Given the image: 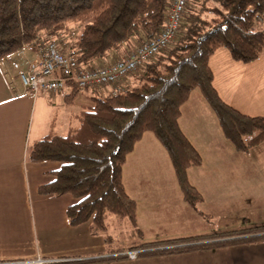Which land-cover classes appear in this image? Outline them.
<instances>
[{"label": "trees", "instance_id": "16d2710c", "mask_svg": "<svg viewBox=\"0 0 264 264\" xmlns=\"http://www.w3.org/2000/svg\"><path fill=\"white\" fill-rule=\"evenodd\" d=\"M167 9V0H0V62L36 39L43 47L49 37L65 32L70 48L77 50L78 67H91L134 40L140 45L156 36ZM258 16H264V0H188L176 38L128 75L134 79L132 85L115 96L93 94L90 105L80 110L64 133L52 121L47 134L29 144V163L61 164L54 180L37 193L77 200L66 210L68 224L90 223V233L102 236L108 248L114 240L107 231L117 226L115 220L125 221L129 231L140 235L136 203L124 189L122 171L135 144L152 133L171 161L184 201L196 209L202 198L189 185L186 172L201 165V158L179 130L180 108L198 90L237 151L247 152L264 142V117L247 116L227 105L213 86L209 67V58L219 49L242 64L261 56L264 33L258 31L263 28ZM74 30L77 34L70 35ZM67 87L71 91L64 99L72 105L85 90L70 82ZM259 242H264V225L132 245L130 251H137L138 259ZM124 260L128 257L120 250L115 256L49 264Z\"/></svg>", "mask_w": 264, "mask_h": 264}, {"label": "crops", "instance_id": "0c3cea01", "mask_svg": "<svg viewBox=\"0 0 264 264\" xmlns=\"http://www.w3.org/2000/svg\"><path fill=\"white\" fill-rule=\"evenodd\" d=\"M138 44V40H134L110 58L92 65L98 67L123 59ZM19 53L0 62V264L89 260L115 256L120 250L127 254L132 245L264 225V142L247 152H237L224 137L217 116L200 91L194 90L180 108L178 126L201 158V165L187 169L190 184L202 198L200 213L184 201L166 151L152 133H145L127 156L122 171L124 189L136 203V225L141 229L146 224H176L184 229L171 235H163L158 229L155 237H147L146 241H138L130 231L128 240L121 241L120 235L113 232L115 226H111L109 234L116 235L113 239L118 241L108 248L102 236L90 233V223L70 226L66 210L77 200L69 195L52 197L37 193L40 186L54 180L53 173L61 164L29 163L26 153L32 141L47 134L52 121L57 123L59 131L65 121L67 126L72 124L81 109L62 111L60 120V109L55 110L58 97L62 95L64 104L73 108L74 103L69 105L64 99L71 89L67 87L53 97L46 94L49 105L55 110L47 122L37 107L42 98L24 93L18 71L12 68L14 60L25 61ZM36 54V51H27L25 55L27 59H34ZM209 67L213 86L227 105L247 116L264 117V52L255 61L242 64L233 61L227 50L219 49L209 58ZM133 83L134 79L127 76L120 84L125 87ZM84 92L89 95L82 96L89 106L90 97L98 92ZM131 173H134L132 189L126 185ZM223 184H227V189ZM139 200L144 203H137ZM219 207L228 209L230 214L222 216L223 210ZM207 216L211 224L204 219ZM219 217L224 218L221 231ZM213 219L217 221L215 225ZM115 221V225H122L125 231L131 229L125 221ZM110 264H264V242Z\"/></svg>", "mask_w": 264, "mask_h": 264}, {"label": "built area", "instance_id": "2783aa9c", "mask_svg": "<svg viewBox=\"0 0 264 264\" xmlns=\"http://www.w3.org/2000/svg\"><path fill=\"white\" fill-rule=\"evenodd\" d=\"M168 9L164 24L160 32L140 45L134 52L124 59L106 63L102 66H89L80 68L77 64V50L64 46L55 36L48 38L43 47L39 45L40 40L25 45L20 51V58H24L25 52L36 51L33 61L26 63L19 74L25 88V93L36 97L39 92L49 96L63 92L66 82L76 84L80 89L93 88L102 90L121 82L130 73L135 72L147 61L164 50L177 36L183 19L188 0H167ZM257 23L263 26L259 32L264 33V16L257 17ZM72 36L73 32L70 34ZM64 35L62 41H66ZM13 64L15 70L20 69V59ZM122 90H115L109 96H115ZM98 92V91H97ZM103 93L104 92H100ZM138 252L130 251L126 255L128 260H135Z\"/></svg>", "mask_w": 264, "mask_h": 264}, {"label": "rangeland", "instance_id": "374dc122", "mask_svg": "<svg viewBox=\"0 0 264 264\" xmlns=\"http://www.w3.org/2000/svg\"><path fill=\"white\" fill-rule=\"evenodd\" d=\"M77 34V32L74 30L73 31V35H76ZM65 35V32H60V33H58V34H56L55 35V37L60 41V42H63V43H61V45L62 46H64V49H67L68 47H70L71 45H70V41H68V40H66L65 42L64 41H62V37ZM20 52V51H19ZM26 52L24 53V58H25V61H27V62H25V66H26V63H29V62H31V61H33L34 59H27L26 58ZM14 63H17L15 60L12 62V68L14 69V67H13V64ZM19 65H20V69L19 70H16V71H18V78H19V74H20V72H21V70L23 69V67H24V63H19ZM15 70V69H14ZM125 79V78H124ZM123 79V80H124ZM20 80V82H21V84H22V87H23V90H24V93L26 92L25 91V88H24V86H23V83H22V80L21 79H19ZM121 82H119L118 84H115V85H112V86H109V87H105V88H103L102 90L100 89V90H97V89H93V88H87V89H82V90H87V91H89L88 93L89 94H92V93H90V92H93V91H98V94L100 95V96H109L110 94H111V92H114L115 90H123V87L121 86V84H120ZM66 89V86H65V88H64V90ZM63 90V91H64ZM71 91V90H70ZM100 92H104V94L103 93H100ZM62 93V92H61ZM83 93V92H82ZM58 94H60V93H58ZM58 94H55V96L56 95H58ZM88 94L86 93V92H84V94H82V95H79L78 96V98H76L75 99V101H74V105H73V108H71L70 106H68V105H65L64 104V102H63V98H62V95H60L58 98V103H57V106H56V108H55V110L56 109H60L59 111H60V114H59V119L60 120H62L63 119V116H62V111H66V109L68 110V112H72V110H74V112L75 111H77L78 109H82L83 107H86L87 106V100L84 98V97H82V96H87ZM33 96V95H32ZM37 96H39V98H42V100H41V104L39 105V106H37L38 107V110L39 111H41L42 112V117H44V116H46V119H47V122L48 121H50V119L52 118V114L54 113V109H53V107L54 106H50L49 105V103H48V101H47V99H46V94L45 93H43V92H39L38 93V95ZM42 96V97H41ZM89 96V95H88ZM63 105V107L61 108V106ZM65 105V106H64ZM38 110L36 109V113L38 112ZM66 128H67V124H66V121L60 126V128H59V131L61 132V133H64L65 131H66ZM150 134V133H149ZM32 135H33V133H31V130H30V133H29V139L32 141ZM237 151V150H236ZM237 152H239V151H237ZM226 161H228V158H227V160ZM133 174L134 173H131V175H129V176H127V180H128V182H126V185L127 186H129L130 187V189H132V181H133ZM186 176H187V180H188V183H189V185L190 186H192L191 184H190V182H189V179H188V172H186ZM217 181H218V183L220 184V180L219 179H216ZM223 187H225L226 189H227V184H223ZM181 194H182V192H181ZM182 197H183V194H182ZM141 200H139V202H137V203H144V202H140ZM202 204V201L200 202V203H197L196 204V212L197 213H200V211H201V205ZM189 205V204H188ZM190 206V205H189ZM192 207V206H191ZM142 209H144V206H142ZM195 209V208H194ZM220 211H222L223 210V208H221V207H219L218 208ZM222 214V216H226V215H228V214H230L229 213V211H228V209H224L223 210V212L221 213ZM220 218V221H218V225H219V229H220V231L221 230H224V227H223V222H221L224 218L223 217H219ZM205 220H209L210 221V224H211V219L207 216V217H205L204 218ZM208 221V222H209ZM217 223V221H216V219H213V225H215ZM141 227V226H140ZM140 227H139V225H137L136 226V230H138L139 232H141L142 233V235L141 236H139V233H137L136 231H135V235L137 236V239H138V241L139 240H141V241H146V239H148L147 237H152V238H154L155 237V235H156V233L158 232V229L159 230H161L160 231V233L161 234H163V235H165V234H168V235H171V233H175V232H177V231H181L182 229H184V227H179V226H177L176 224H159V225H157V226H151V225H148V224H146L144 227L145 228H141L140 229ZM222 227V228H221ZM130 229H128L127 231H125L124 230V228H123V226L121 225V226H116L115 227V230L113 231L114 232V234H116V233H118L119 235H120V240L121 241H127L128 239V235H129V233H130V231H129ZM219 231V230H218ZM222 232V231H221ZM107 234H109V232L107 231ZM110 234H111V232H110ZM109 234V235H110ZM175 235V234H174ZM173 235V236H174ZM116 235H114L113 237H115ZM114 240V243H117V241H118V239H113ZM163 241H165V240H163ZM141 243H143V242H141ZM137 252V251H136Z\"/></svg>", "mask_w": 264, "mask_h": 264}]
</instances>
